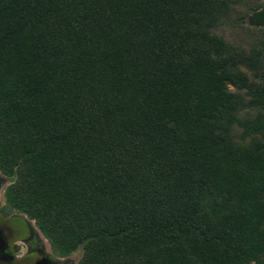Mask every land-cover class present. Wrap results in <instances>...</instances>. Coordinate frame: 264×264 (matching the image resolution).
<instances>
[{
  "label": "trees",
  "instance_id": "1",
  "mask_svg": "<svg viewBox=\"0 0 264 264\" xmlns=\"http://www.w3.org/2000/svg\"><path fill=\"white\" fill-rule=\"evenodd\" d=\"M264 0H0L3 209L74 264H264Z\"/></svg>",
  "mask_w": 264,
  "mask_h": 264
},
{
  "label": "flooded vegetation",
  "instance_id": "2",
  "mask_svg": "<svg viewBox=\"0 0 264 264\" xmlns=\"http://www.w3.org/2000/svg\"><path fill=\"white\" fill-rule=\"evenodd\" d=\"M0 177V264H45L54 254L31 221L17 212H6L1 200Z\"/></svg>",
  "mask_w": 264,
  "mask_h": 264
},
{
  "label": "water",
  "instance_id": "3",
  "mask_svg": "<svg viewBox=\"0 0 264 264\" xmlns=\"http://www.w3.org/2000/svg\"><path fill=\"white\" fill-rule=\"evenodd\" d=\"M249 25L264 27V3L256 11L248 16ZM1 243V236H0ZM45 264H74L71 260L65 258H58L53 255L50 256L49 260L45 261Z\"/></svg>",
  "mask_w": 264,
  "mask_h": 264
},
{
  "label": "rangeland",
  "instance_id": "4",
  "mask_svg": "<svg viewBox=\"0 0 264 264\" xmlns=\"http://www.w3.org/2000/svg\"><path fill=\"white\" fill-rule=\"evenodd\" d=\"M252 13H253V12H252ZM252 13L248 14V16L251 15ZM248 16L246 17V21H247V24L249 25ZM0 177H3V178L5 179V183L2 185V190H1V200L3 201V189H4L5 185H6L7 182H8V179H7L6 176L2 175L1 173H0ZM20 214H21V213H20ZM22 215H23V214H22ZM24 216H25V215H24ZM28 219H29V218H28ZM29 220H30V219H29ZM30 221H31V223L34 225L33 220H30ZM34 227L36 228L35 225H34ZM36 231L40 234L41 237H43V235L39 232V230H38L37 228H36ZM43 238H44V237H43ZM44 240H45V242L47 243V246H49V244H48L46 238H44ZM49 247H50V246H49ZM80 255H81V249H78V250L72 252L71 254H69L68 256H64V257H61V258L69 259V260H71L73 263H75V262L78 260V258L80 257Z\"/></svg>",
  "mask_w": 264,
  "mask_h": 264
}]
</instances>
